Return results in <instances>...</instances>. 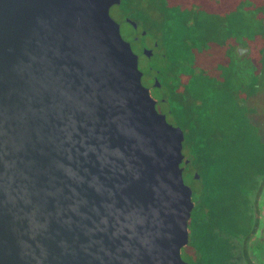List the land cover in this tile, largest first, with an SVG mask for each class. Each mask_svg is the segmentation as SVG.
<instances>
[{
    "label": "water",
    "instance_id": "water-1",
    "mask_svg": "<svg viewBox=\"0 0 264 264\" xmlns=\"http://www.w3.org/2000/svg\"><path fill=\"white\" fill-rule=\"evenodd\" d=\"M118 3L0 0V264H185L184 134Z\"/></svg>",
    "mask_w": 264,
    "mask_h": 264
},
{
    "label": "flooded vegetation",
    "instance_id": "flooded-vegetation-1",
    "mask_svg": "<svg viewBox=\"0 0 264 264\" xmlns=\"http://www.w3.org/2000/svg\"><path fill=\"white\" fill-rule=\"evenodd\" d=\"M243 2L246 6L243 5L241 18L247 21L251 32L236 39L232 45L233 63L228 71L245 91L253 80L257 79V83H261L263 60L257 55L262 51L255 49L254 37L259 35L255 25H264V0ZM232 3L233 0L228 4L227 0H223L222 5L219 0H120V3L110 6V10L117 9L122 24L128 28L125 36L121 22L115 19L119 23L121 35L130 42L137 55L138 68L142 72L141 82L156 101L157 110L167 118L173 113V109H168L166 105L169 97L183 104L181 113L185 115L188 127L173 122L181 127L184 134V156L180 163L183 180L190 174L200 183L199 188L194 190L184 180L191 189L192 201L187 221L188 239L180 249L185 264H264V174L259 175L251 187L245 188L244 196L240 197L225 193L209 177L211 174L205 176L201 172L203 168L218 166L224 154L222 147L207 144H220V138L233 136L227 132L232 131L231 124L227 125L228 129L220 125L219 114L224 105L219 98L218 90L222 84L218 77L223 79L220 76L222 71L218 69L212 72L203 66L193 71L189 49L177 44L180 39L189 40L191 33L204 35L206 31L201 29L203 33L199 34L198 27L206 24V17L212 18L209 11L216 4L222 17L213 16L212 19L221 33L225 24L223 20ZM255 7L261 11L256 13ZM259 36L264 39L262 33ZM155 55L159 62L156 65L148 64L147 61ZM221 64L224 66L225 63ZM196 78L202 84L198 91L199 97L192 86ZM256 95L255 105L260 110V105H264L262 89ZM247 117L250 123L253 120V126L258 128L259 137L264 143V115L258 113ZM187 135H190L188 144L185 142ZM201 135L203 139L197 140ZM197 141L205 144L199 152L195 145ZM190 146L193 152L187 153ZM253 165L262 167L264 163Z\"/></svg>",
    "mask_w": 264,
    "mask_h": 264
},
{
    "label": "trees",
    "instance_id": "trees-1",
    "mask_svg": "<svg viewBox=\"0 0 264 264\" xmlns=\"http://www.w3.org/2000/svg\"><path fill=\"white\" fill-rule=\"evenodd\" d=\"M261 11L260 9L257 10V13ZM225 24L222 26L223 31L219 33V27L216 25V21L214 19H210L206 17L205 21L206 24H202L198 27L200 33L201 29L205 30L207 35H194L191 33L189 40L187 39H180L177 44L183 48L185 46L190 51V60L192 63V70L195 71L197 67L203 66L204 68L210 69L212 72L222 71L220 75L223 79H219V83L222 85L220 86L219 98L220 101L223 103L224 108L222 110V114H226L228 110V101L234 102L235 104V112L243 116L244 120L248 123V127L250 132L253 133L254 138H256V143L259 146V150L253 148L248 149L249 145L245 144V137L243 136L244 132L239 125V118L234 117V112L228 110L230 119L231 127L230 129L234 132H240L241 137H237L241 140V145L237 144V138L234 135L233 137H225L220 138V144L216 143H208L207 146H220L223 149L224 154H222L223 158H228L229 163H221L218 166L212 168H203L201 172L203 174H211L209 177L214 180V183L222 187L227 194H237L238 196L242 197L245 194L244 189L247 187H251V183L255 179H258L259 175L264 174V166L258 167V165H253L254 163H264V143L260 139L258 134V128L256 126H252L248 120V115H255L260 113V115H264V112L260 111L257 105H255L256 94L260 91V84L257 83V79L253 80L250 84L248 90L243 91L241 85L237 84L235 79L232 78L229 68L232 65L233 57H231V52L233 49V44L236 42V39L241 38V34L245 32L246 28H250L249 26H245L247 24L244 19L240 16H232L227 14L225 16ZM256 27V25H255ZM257 30V29H256ZM258 34L259 30H257ZM256 35V47L259 51L264 50L263 40L262 37ZM222 37V38H220ZM190 44H188V43ZM258 45V47H257ZM224 46V47H222ZM221 63L224 66H221ZM227 64V65H226ZM261 71V70H260ZM198 72V71H197ZM199 74V72H198ZM198 76V75H197ZM193 88L197 91V96L199 89L202 87L201 81L196 78L195 81L192 83ZM205 86H208L205 84ZM234 113V114H233ZM226 116V115H225ZM225 116H223L225 118ZM227 116V119H229ZM251 126V128H250ZM197 140L203 139L201 137H197ZM212 141V139L210 140ZM197 152H199L200 147L204 146V142L199 143L196 142ZM244 147L247 151L245 154L247 155L245 158L241 159L238 157L239 149L243 150ZM225 150V151H224ZM235 151V152H233ZM262 151V152H259ZM198 157V155H196ZM217 160H214L216 162ZM223 170H230L232 175L228 176ZM234 170V171H233ZM211 172V173H210Z\"/></svg>",
    "mask_w": 264,
    "mask_h": 264
},
{
    "label": "rangeland",
    "instance_id": "rangeland-1",
    "mask_svg": "<svg viewBox=\"0 0 264 264\" xmlns=\"http://www.w3.org/2000/svg\"><path fill=\"white\" fill-rule=\"evenodd\" d=\"M132 1V0H131ZM222 1L223 0H219V2H220V4L222 5ZM232 0H227V4L229 3V2H231ZM244 0H233V3L231 4V5H229V10H228V14L229 15H232V16H237L238 14H239V16L241 17V13H242V11H244V9H243V5L244 6H246L245 5V3L243 2ZM262 6V5H261ZM223 8V7H222ZM255 9H256V13H257V10H258V8L257 7H255ZM260 9V8H259ZM221 11H220V9H219V7H218V5L216 4L213 8H212V10H210L209 11V13L211 14V17L213 18V16H221L222 17V15H221V13H220ZM248 12V11H247ZM110 14H111V16L114 18V19H116V20H118L119 21V23L121 22V26H122V32H123V34L126 36L127 34H128V28H127V26L126 25H124V24H122L123 22H122V19L119 17V15H118V11H117V9H114V8H111V10H110ZM248 17V16H247ZM212 18H210V19H212ZM248 19H249V17H248ZM245 21V20H244ZM246 23H247V21H245ZM254 24H257V22L256 23H254ZM249 24H245V26H248ZM256 29L257 30H259V32H260V34L262 33L263 35H264V25H256ZM251 32V28H246L245 29V32L244 33H242L241 35H245V34H248V33H250ZM204 35H207L206 33H204ZM149 40H152V39H149ZM263 40V46H264V39H262ZM188 43V42H187ZM189 44V43H188ZM254 44H256V38H255V43ZM190 45V44H189ZM257 47H258V45H257ZM257 57H260V58H262V60H263V67H262V69H260L261 71H260V76H261V83H260V88L262 89V97L264 98V50L262 51V52H258V55H257ZM255 58V57H254ZM148 62V64H151V65H156L158 62H159V59H158V57H157V55H155L152 59H150V61H147ZM235 103L234 102H231L230 100L228 101V105L227 106H229L228 107V110H231V111H233L234 113V117H235V119H236V117H238L239 118V125H241V127L242 128H244V129H242L243 130V132H244V134H243V136L245 137V139H247V140H245V144L246 145H249V147H248V149H251V148H253L254 147V149H256V150H259V146L257 145V143H256V138H254V135H253V133L252 132H250V129H249V127H248V125H247V121L246 120H244V118H243V116H241L240 114H238V113H236L235 112V105H234ZM166 105H167V108L169 109V108H171V109H173V113H171V114H169L168 115V121H170L171 123H173V122H175V123H179L182 127H185V128H187L188 127V125H187V120H185L184 118H185V115L184 114H182L181 113V111H182V108H183V104H179L178 102H177V100H173L171 97H169L168 98V103H166ZM170 106V107H169ZM228 110H227V112H226V116L224 115V114H222V113H220L219 114V116H221V118L219 117V119H221L220 120V125L221 126H224V128H226V129H228V127H227V125L229 126L230 125V117H229V112H228ZM260 110L261 111H263L264 110V105L262 106V104L260 105ZM204 113V112H203ZM223 116H225V118L223 117ZM227 116L229 117V119H227ZM253 121V120H252ZM252 121H251V125L253 126V123H252ZM262 126L264 127V123L262 124ZM250 128H251V126H250ZM228 132V135H235L236 136V138L237 137H241L242 135H241V133L240 132H234V131H227ZM221 135H223L224 136V134H221ZM241 135V136H240ZM190 137V135H187L186 136V143L188 144V142H189V137ZM232 136V137H233ZM201 137L203 138V136L201 135ZM192 138H195V137H192ZM239 138H237V144H239V145H241L242 143H241V140L239 139ZM242 149L243 150H240L239 149V153L237 154L238 155V157L239 158H241V159H243V158H245L247 155L245 154V152L247 151L244 147H242ZM193 152V147L192 146H190L188 149H187V153H192ZM233 152H235V151H233ZM259 152H262V151H259ZM221 163H223V165H224V163H229L228 162V158H221ZM225 173H223V174H227L228 176H231L232 175V173H231V171L230 170H223ZM234 171V170H233ZM185 182L191 187V188H193L194 190H196V189H198L199 188V181H197L196 179H193L192 177H191V175L190 174H188V176H186L185 177ZM182 253V256H183V252H181Z\"/></svg>",
    "mask_w": 264,
    "mask_h": 264
}]
</instances>
